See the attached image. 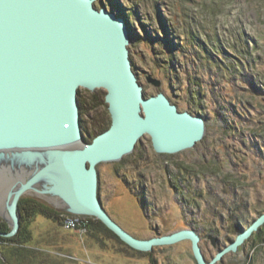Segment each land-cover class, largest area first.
I'll return each mask as SVG.
<instances>
[{"label":"rangeland","instance_id":"rangeland-1","mask_svg":"<svg viewBox=\"0 0 264 264\" xmlns=\"http://www.w3.org/2000/svg\"><path fill=\"white\" fill-rule=\"evenodd\" d=\"M95 5L125 20L129 56L144 94L162 92L179 110L205 121L192 147L156 152L144 135L120 160L97 163L98 198L137 238L194 230L210 261L264 211V0H96ZM79 94L86 140L110 115L101 100L104 89L81 88ZM32 168L17 174L26 178ZM39 192L20 199H34L63 217L27 220V246L37 247L31 258L36 261L21 264H198L190 239L137 250L101 228L88 232L96 217L74 213L57 197ZM3 213L0 209L11 230ZM66 217L79 220L65 228ZM20 226L21 219L18 231ZM213 264H264V223Z\"/></svg>","mask_w":264,"mask_h":264},{"label":"water","instance_id":"water-1","mask_svg":"<svg viewBox=\"0 0 264 264\" xmlns=\"http://www.w3.org/2000/svg\"><path fill=\"white\" fill-rule=\"evenodd\" d=\"M95 1L0 0V161L16 152L18 164L33 167L26 178L16 170L2 214L12 227L1 234L18 231L19 199L34 190L52 194L74 213L93 215L134 249L190 239L198 264H213L264 223V211L206 261L194 230L140 239L98 198L97 163L120 160L145 134L156 152L192 147L202 138L205 121L179 110L162 92L144 94L129 56L125 20ZM81 88L106 91L111 120L90 142L82 132ZM39 184L42 190L36 189Z\"/></svg>","mask_w":264,"mask_h":264},{"label":"trees","instance_id":"trees-1","mask_svg":"<svg viewBox=\"0 0 264 264\" xmlns=\"http://www.w3.org/2000/svg\"><path fill=\"white\" fill-rule=\"evenodd\" d=\"M80 93V90H79ZM78 93L79 98V106L82 111V108L85 107L83 104V101H81V94ZM105 97V96H104ZM94 98L97 100V98L94 96ZM104 103V98L101 99ZM98 102V100H97ZM111 120L109 122L104 123H98L97 127L94 129V133L92 134L89 132V137L86 138V141L90 142L93 137H95L97 134L103 132L104 130L108 129L110 126ZM18 211L20 212V219H21V226L19 231L16 235L7 237L0 234V264H15L13 262V257L22 262H29L32 261L31 258H36L34 255L36 248H30L27 245L31 242V234L27 227V220L30 219L32 216L42 215L47 218H50L55 221L61 222L62 215L55 211L53 208L46 206L44 204L38 203L34 199L30 198H22L19 201L18 205ZM90 225L88 227V232H96L97 228H101L103 231L109 232L113 235V237L117 238L121 243L127 245L125 242H123L118 235H116L112 230H110L102 221L99 219L90 220ZM100 230V229H99ZM10 231L8 223H6L1 217H0V232L5 233ZM129 246V245H127ZM36 260H33L32 262H35Z\"/></svg>","mask_w":264,"mask_h":264},{"label":"bare ground","instance_id":"bare-ground-1","mask_svg":"<svg viewBox=\"0 0 264 264\" xmlns=\"http://www.w3.org/2000/svg\"><path fill=\"white\" fill-rule=\"evenodd\" d=\"M13 155H17V153L16 152H13V153L11 152V154L7 153V155L5 156V160H8V161H5V160L0 161V167H1L0 168V209L1 210H4V204H5L4 202H5V197H6V193H7L8 189L10 188L13 181L15 179H17L18 175H16V170H18V171L22 170L23 171L24 169H26V167L22 163L18 164V162L14 160L15 157L13 158L12 157ZM44 155L45 154L43 153V156ZM1 162H2V165H1ZM38 163H40V162H38ZM17 164H18L19 168L17 167ZM15 175H16V178H15ZM0 234H1V232H0Z\"/></svg>","mask_w":264,"mask_h":264},{"label":"built area","instance_id":"built-area-1","mask_svg":"<svg viewBox=\"0 0 264 264\" xmlns=\"http://www.w3.org/2000/svg\"><path fill=\"white\" fill-rule=\"evenodd\" d=\"M78 218H74V217H66L65 220L63 221V226L65 228H73L75 226V224H77L76 222H78ZM80 221H82L80 219Z\"/></svg>","mask_w":264,"mask_h":264},{"label":"flooded vegetation","instance_id":"flooded-vegetation-1","mask_svg":"<svg viewBox=\"0 0 264 264\" xmlns=\"http://www.w3.org/2000/svg\"><path fill=\"white\" fill-rule=\"evenodd\" d=\"M37 187H39V190H42L43 189V187H42V184H39ZM40 193V192H39ZM38 197H40V198H44V199H47V198H45V197H42V195H38ZM50 200V199H49ZM120 224V223H119ZM130 233V232H129ZM132 234V233H131ZM154 237V236H153ZM219 251V250H218ZM206 258V257H205Z\"/></svg>","mask_w":264,"mask_h":264}]
</instances>
